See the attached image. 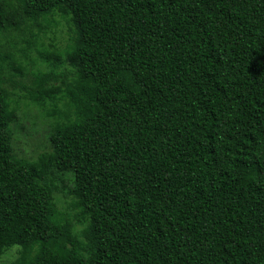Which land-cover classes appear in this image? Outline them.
<instances>
[{
    "label": "trees",
    "instance_id": "obj_1",
    "mask_svg": "<svg viewBox=\"0 0 264 264\" xmlns=\"http://www.w3.org/2000/svg\"><path fill=\"white\" fill-rule=\"evenodd\" d=\"M23 104L51 118L35 158ZM15 246L11 264H264V0H0V258Z\"/></svg>",
    "mask_w": 264,
    "mask_h": 264
},
{
    "label": "rangeland",
    "instance_id": "obj_2",
    "mask_svg": "<svg viewBox=\"0 0 264 264\" xmlns=\"http://www.w3.org/2000/svg\"><path fill=\"white\" fill-rule=\"evenodd\" d=\"M59 21V19H57ZM66 22L61 20L58 28L55 29L54 34H49L43 38V41L49 45L54 42L59 48L66 47L68 43V27ZM46 45V46H47ZM37 60L36 55H33ZM20 120L14 124V143L17 151L26 157H37L38 154L49 148L48 133L50 131L51 118L46 116L42 109L34 106H25L23 104L19 111ZM60 189L63 191L57 195L60 200L59 206L66 205L67 189L63 188L58 182ZM19 257V247H12L1 258L0 264H11Z\"/></svg>",
    "mask_w": 264,
    "mask_h": 264
}]
</instances>
